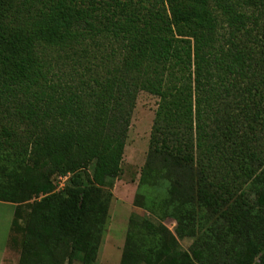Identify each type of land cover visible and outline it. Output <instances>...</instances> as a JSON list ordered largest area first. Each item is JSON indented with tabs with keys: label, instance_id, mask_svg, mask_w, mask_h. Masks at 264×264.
Masks as SVG:
<instances>
[{
	"label": "trees",
	"instance_id": "16d2710c",
	"mask_svg": "<svg viewBox=\"0 0 264 264\" xmlns=\"http://www.w3.org/2000/svg\"><path fill=\"white\" fill-rule=\"evenodd\" d=\"M139 92L137 195L175 231L133 211L120 264H264V0H0V201L41 196L20 264H95Z\"/></svg>",
	"mask_w": 264,
	"mask_h": 264
},
{
	"label": "rangeland",
	"instance_id": "374dc122",
	"mask_svg": "<svg viewBox=\"0 0 264 264\" xmlns=\"http://www.w3.org/2000/svg\"><path fill=\"white\" fill-rule=\"evenodd\" d=\"M157 105L158 98L145 92H139L137 95L125 141L120 172L114 180L112 188L103 190L107 211L95 264H120L128 218L133 211L137 218L140 219L142 215H145L151 223L163 225L174 234L175 222L173 220H160L142 207L147 196L154 197L158 193L151 192L149 195V192L145 191L141 196L137 195L138 182L149 148L150 133ZM87 173L91 175V167L87 169ZM67 181L68 176H52L50 184L53 193L62 194L67 187ZM40 199L41 196H35L32 200L22 204L0 201V264H20L22 247L28 230L30 209L32 204L39 202ZM193 240L192 238L178 239V249L188 253ZM70 251L69 248L64 251V254H68ZM207 256L209 264L222 263L221 250L217 246L210 249ZM63 264L79 263L66 257ZM195 264L206 263L196 262Z\"/></svg>",
	"mask_w": 264,
	"mask_h": 264
}]
</instances>
